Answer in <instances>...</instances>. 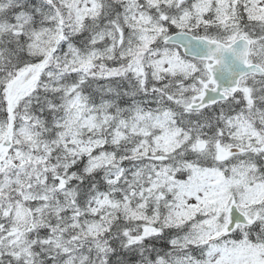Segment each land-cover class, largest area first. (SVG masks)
I'll list each match as a JSON object with an SVG mask.
<instances>
[{"label":"snow or ice","instance_id":"obj_1","mask_svg":"<svg viewBox=\"0 0 264 264\" xmlns=\"http://www.w3.org/2000/svg\"><path fill=\"white\" fill-rule=\"evenodd\" d=\"M0 264H264V0H0Z\"/></svg>","mask_w":264,"mask_h":264}]
</instances>
